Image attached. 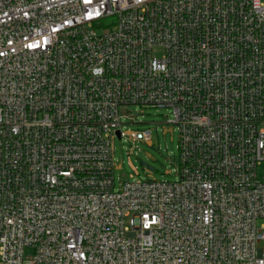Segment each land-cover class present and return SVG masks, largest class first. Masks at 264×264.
Listing matches in <instances>:
<instances>
[{"label":"built area","instance_id":"obj_1","mask_svg":"<svg viewBox=\"0 0 264 264\" xmlns=\"http://www.w3.org/2000/svg\"><path fill=\"white\" fill-rule=\"evenodd\" d=\"M129 104L172 108L175 181L115 187ZM261 242L264 2L0 0V264H264Z\"/></svg>","mask_w":264,"mask_h":264},{"label":"rangeland","instance_id":"obj_2","mask_svg":"<svg viewBox=\"0 0 264 264\" xmlns=\"http://www.w3.org/2000/svg\"><path fill=\"white\" fill-rule=\"evenodd\" d=\"M155 55L161 56L162 51H156ZM120 110L122 132L126 135L116 136L112 141L115 187L120 188L126 180L175 181L179 176L180 130L173 122L172 108L129 104ZM146 130H151L152 143L134 141L131 137L132 133ZM259 246L264 247V243ZM33 253L32 247H26L25 258Z\"/></svg>","mask_w":264,"mask_h":264},{"label":"water","instance_id":"obj_3","mask_svg":"<svg viewBox=\"0 0 264 264\" xmlns=\"http://www.w3.org/2000/svg\"><path fill=\"white\" fill-rule=\"evenodd\" d=\"M117 134H118V137L120 138V132H117ZM143 163V162H142Z\"/></svg>","mask_w":264,"mask_h":264}]
</instances>
